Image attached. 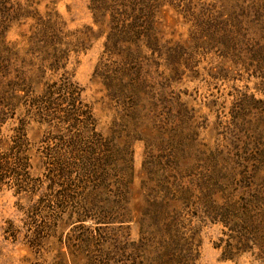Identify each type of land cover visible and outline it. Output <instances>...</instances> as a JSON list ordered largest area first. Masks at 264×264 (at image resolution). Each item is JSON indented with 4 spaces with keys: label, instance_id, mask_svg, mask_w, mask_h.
<instances>
[{
    "label": "rangeland",
    "instance_id": "obj_1",
    "mask_svg": "<svg viewBox=\"0 0 264 264\" xmlns=\"http://www.w3.org/2000/svg\"><path fill=\"white\" fill-rule=\"evenodd\" d=\"M8 1L16 20L6 41L28 71L37 70L46 47L42 32L54 18L63 34H73L67 39L86 37L70 52L66 72L91 105L103 135L116 128L114 121L124 126L114 143L128 148L138 203L160 180H175L191 195L187 205L175 202L181 210L173 220L175 235L130 224L92 235L60 226L46 237L32 228L28 203L0 186V264H79L84 255L101 256L104 264H264V0H155L157 44L146 48L141 39L138 51L123 50V59L133 58L124 63L138 66L148 87L136 110L107 99L102 81L122 58L104 50L107 30L98 35L88 0ZM55 77L46 73L40 85ZM128 111L138 117L120 123ZM13 126H3L1 133L11 134ZM45 132L35 123L27 127L34 178L42 174L37 156ZM202 186L213 194V206L234 209L233 225L245 228L243 252L235 250L238 234L218 217H207L211 200L201 199ZM244 209L258 216L256 232L243 225ZM225 249L232 253L223 254ZM161 252L173 257L157 260Z\"/></svg>",
    "mask_w": 264,
    "mask_h": 264
},
{
    "label": "trees",
    "instance_id": "obj_2",
    "mask_svg": "<svg viewBox=\"0 0 264 264\" xmlns=\"http://www.w3.org/2000/svg\"><path fill=\"white\" fill-rule=\"evenodd\" d=\"M88 2L93 24L99 30L98 35L107 30L104 50L122 58L117 71L113 75L107 73L102 81L107 99L136 110L144 98L140 96L148 95L144 92L145 89L148 92V87L139 67L133 69L132 65L124 63L129 59L131 62L133 58L123 59V50L128 52L132 46L138 51L141 39L143 45H148L146 48L157 44L152 33L155 26L153 9L157 2ZM14 15L9 1L0 0V186L12 190L14 196L28 203L26 216L37 236H44L45 232L46 237L50 236L60 226H66L71 232L80 235H92L102 231L123 230L130 224L152 231L169 230L174 234L177 226L175 218L181 212L177 203L182 201L187 205L191 191L179 187L175 180L171 184L160 180L146 188L143 200L138 203L132 193L133 173L129 165L128 148L125 144L118 147L114 143L116 135L122 134L124 126L114 121L113 127L116 128L107 136L103 135L91 105L84 102L81 89L66 72L70 52L81 48L86 37L74 38L73 41L67 39L73 34H63L54 18L47 32L44 35L42 32V43L46 47L38 59L37 73L31 72L23 68L25 63L19 60L18 51L6 41V31L16 20ZM32 51L31 48L27 52L32 54ZM31 63L29 60L28 65L33 69ZM46 73L55 74L56 77L40 85ZM134 116L138 117V114L128 111L118 121L128 123ZM9 123L14 125L10 129L11 134L3 135L1 129ZM31 123L46 128L42 141L44 146L37 156L42 174L35 178L31 175L32 154L26 139L27 127ZM211 195L210 190H205L201 199L210 201ZM210 202L211 206L206 210L207 217H218L229 232L238 234L235 250L243 252L241 230L245 228L233 225L234 209L232 206H213L216 203L213 200ZM243 211V225L252 226L256 229H253L254 232L260 229L258 216H251L252 212L247 209ZM164 250L167 252L166 248ZM231 251L225 249L222 253ZM163 254L161 252L156 259L167 257L168 261L173 257ZM105 262L101 256L84 255L79 260V264Z\"/></svg>",
    "mask_w": 264,
    "mask_h": 264
}]
</instances>
